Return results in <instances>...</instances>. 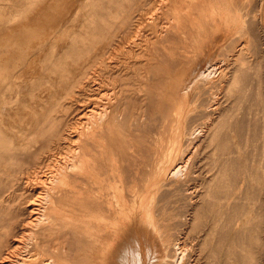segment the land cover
<instances>
[{"label": "rangeland", "instance_id": "374dc122", "mask_svg": "<svg viewBox=\"0 0 264 264\" xmlns=\"http://www.w3.org/2000/svg\"><path fill=\"white\" fill-rule=\"evenodd\" d=\"M200 18L203 55L224 47L202 76V57L169 56L191 49ZM111 80L130 96L102 137L103 197L92 202L84 178L68 177L78 193L57 192L47 252L87 264L91 244L75 226L120 201L133 237L178 243L173 264H264V0H0V255L50 171L85 151ZM112 239L104 232L101 245Z\"/></svg>", "mask_w": 264, "mask_h": 264}, {"label": "bare ground", "instance_id": "6f19581e", "mask_svg": "<svg viewBox=\"0 0 264 264\" xmlns=\"http://www.w3.org/2000/svg\"><path fill=\"white\" fill-rule=\"evenodd\" d=\"M231 1L236 2V0H231ZM202 4H203L202 2H199V4H197L199 10L201 9ZM219 12H220L219 23H218L219 26L217 27H220L222 23L226 20V17L221 13V11ZM153 16H155V13L153 14ZM171 26L172 23H169L168 26L166 25L164 29L162 28L163 26H161L163 30L162 31L163 34H166ZM200 28H201V18L198 21L194 20L193 27L191 26L190 28L192 30V32L190 33V38L191 37L193 38L192 39L193 42H191L192 43L191 49L183 53L177 51H173V52L170 51L169 56L171 54L174 55L185 54V56L190 54V57L193 60H198L200 57H202V61L200 65L194 66L195 74L202 76L211 67V65H207L205 59L208 58L209 56L213 57L215 55H218L223 45H221V42L219 41L215 43L216 45L215 48L217 47L216 51L208 52L203 55V53L205 52L204 51L205 47L202 46L199 48V46L202 45V41H201L202 39L199 38L200 36H198L200 41L194 38V32H197ZM178 32L179 29L177 26L176 34H174V36H177ZM153 33L155 34V39H153L151 44L154 45L155 43L158 42L159 40L158 38L161 37L160 35L161 31L156 26L155 31ZM240 53L241 52H238V54ZM232 54L235 55L236 53L232 52ZM107 57L109 58V56ZM102 78H104V76ZM114 84L112 83V80L106 81L104 84L102 94L100 95V98L102 99V104L100 106L99 116L97 117V119L92 121L89 130L84 133L85 143L87 145L85 151L83 150V153L78 156L77 161H75V158H72L71 161L64 162L65 164L60 165V167H57L56 169L50 171V173L46 177L49 180L48 186L45 189H43L41 192H38L36 198L33 199L31 202H29V204L27 205L28 217L26 219V222L22 224V229L20 231V234L18 235L14 234L13 237L10 239V241H8L6 252L3 255H0V264H67L58 260L55 255L49 254L46 250V246H48L46 239L48 230H50L51 227L55 226V219L57 215L56 195L57 192L61 191V188H69L72 189L74 193H78L76 190H74L75 189L74 186H70L67 178L72 177L73 179H78L80 177H83L84 180L87 182V186L85 187V189L87 190L88 199L92 200L93 202L94 200H99L101 196L103 197L101 190L103 185V179L100 178L98 174L101 170V167L107 160L106 157L107 155L104 154L105 153L104 148L106 147L107 141L106 139H102V137L109 136L110 131L113 128V122L114 124H116L119 121V119H121V116H118L115 110L118 108V106L124 103V101H128L127 99H129L130 96L129 94L126 93L127 90L125 88L122 87L117 88ZM5 108L6 106L0 107V111H1L0 117L1 114L4 112ZM144 119H146V116H144ZM190 120H192V118ZM191 123L190 126H192ZM192 130L190 131L191 133ZM190 132L188 133L190 134ZM189 137L191 136L189 135ZM76 142H78V140ZM74 150L70 152H74ZM85 154L87 155V158L84 157ZM55 161L57 160H54V162ZM57 164L59 166V162ZM64 167H66V169H64ZM117 200L119 201V199ZM126 205H127L126 202L121 203L119 201L117 206L115 203L114 208H108V210H106L105 212H100V214H97V212H95L96 210L91 209V212L89 214L87 213L86 216L79 219L81 220V224H77L75 226V229H80L82 225L83 230L86 229L85 230L86 232L82 231L81 234H79L78 232H74V233H77L75 234L77 236L83 235L91 244V251L89 252L90 258L86 257L84 263L87 262V264H173L176 259L175 257H178L176 256L178 252L180 253L182 251V249L181 251L180 249H178V243L177 244L175 243V246L171 247L170 244L166 243V239L164 237L161 238V241L163 242L162 247H164V251H165L164 252L161 249L162 247L155 240L153 239L150 240V238H148L149 236L147 237V235L141 234V236H139L141 238L133 237V234H131L133 228L129 229V221L132 220L131 219L132 213L131 211L127 210ZM110 214L114 215L112 221L108 220ZM106 231H108L109 234L113 235V239H112V243L104 247L101 244L103 241L104 232ZM93 248L94 249L96 248V250L94 251ZM54 252H56V250ZM180 256H182V254ZM183 258L184 257L182 256L180 259L182 260Z\"/></svg>", "mask_w": 264, "mask_h": 264}]
</instances>
